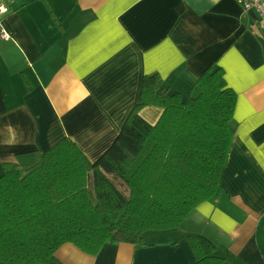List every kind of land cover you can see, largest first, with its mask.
<instances>
[{"label":"crops","instance_id":"0c3cea01","mask_svg":"<svg viewBox=\"0 0 264 264\" xmlns=\"http://www.w3.org/2000/svg\"><path fill=\"white\" fill-rule=\"evenodd\" d=\"M5 3L0 174L4 164L24 163L64 138L109 174L102 159L121 137L149 75L183 95L206 71L221 67L238 96L235 137L212 200L181 227L147 238L150 246L107 244L90 256L67 244L55 260L194 264L188 236L203 235L235 264H264V18L246 11L239 0ZM142 115L158 119L161 114L148 107Z\"/></svg>","mask_w":264,"mask_h":264},{"label":"trees","instance_id":"16d2710c","mask_svg":"<svg viewBox=\"0 0 264 264\" xmlns=\"http://www.w3.org/2000/svg\"><path fill=\"white\" fill-rule=\"evenodd\" d=\"M237 99L221 67L206 71L188 98L163 88L158 75L146 76L139 104L102 159L127 194L69 138L24 163L4 164L0 264H63L55 254L67 244L97 256L107 244L150 246L149 234L181 227L220 190ZM148 107L160 110L154 123L142 115ZM188 240L194 264H235L206 236Z\"/></svg>","mask_w":264,"mask_h":264},{"label":"built area","instance_id":"2783aa9c","mask_svg":"<svg viewBox=\"0 0 264 264\" xmlns=\"http://www.w3.org/2000/svg\"><path fill=\"white\" fill-rule=\"evenodd\" d=\"M246 11L255 10L259 13L260 16L264 18V0H239ZM6 0H0V27H3V17L8 12V8L6 6ZM2 36L5 39H8L9 33L6 29L2 30Z\"/></svg>","mask_w":264,"mask_h":264},{"label":"rangeland","instance_id":"374dc122","mask_svg":"<svg viewBox=\"0 0 264 264\" xmlns=\"http://www.w3.org/2000/svg\"><path fill=\"white\" fill-rule=\"evenodd\" d=\"M184 97L185 98H188L189 95H190V92H185L184 94ZM148 120L152 123L156 122L157 119H154L152 117H148ZM109 178L112 180V182L120 189L121 192H123L124 194H127V188L126 186L124 185V183L111 171H109V174H108ZM92 183H90L91 185ZM150 235H153V234H149L148 235V240L151 241V236ZM158 237V235H156Z\"/></svg>","mask_w":264,"mask_h":264}]
</instances>
